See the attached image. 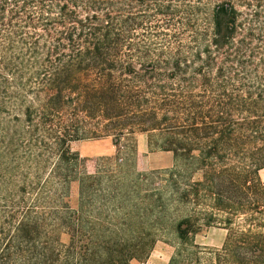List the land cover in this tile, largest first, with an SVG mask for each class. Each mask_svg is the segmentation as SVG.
<instances>
[{"label": "trees", "instance_id": "16d2710c", "mask_svg": "<svg viewBox=\"0 0 264 264\" xmlns=\"http://www.w3.org/2000/svg\"><path fill=\"white\" fill-rule=\"evenodd\" d=\"M138 135L173 166L90 175L72 146ZM263 170L264 0H0V264H130L147 219L168 264H264Z\"/></svg>", "mask_w": 264, "mask_h": 264}, {"label": "rangeland", "instance_id": "374dc122", "mask_svg": "<svg viewBox=\"0 0 264 264\" xmlns=\"http://www.w3.org/2000/svg\"><path fill=\"white\" fill-rule=\"evenodd\" d=\"M105 140L115 147V151L112 155L97 157L86 155L87 153L85 152V147L86 150L94 149L100 146L101 141ZM139 140L141 142H147L145 136L138 135L136 142L134 143L121 141L119 149L115 146L114 140L112 138L76 142L72 146L73 150L79 153L81 157V163L83 167H85V171L90 175H94L97 171H101L105 177H111L114 176L112 174H116V170H118L119 172L123 171L126 175H128L129 178H131L136 174L163 170L173 166V155L171 153H149L147 149L146 153L140 154L137 149ZM260 176L264 182V170L261 171ZM71 193V204L76 207L79 196L78 183L73 185ZM139 204L140 203L137 201L129 200L126 206L130 209H133L134 205L138 206ZM121 221L123 220H116L114 222L117 224ZM124 223L131 224L125 235V238L130 240L131 244H133V241L135 242L144 236L146 232L147 234H152L149 237L150 239L145 238V241H142L143 246H139L140 249L137 253L138 257L133 259L130 264H163V262L169 260V257L171 258L174 255L180 244L174 228L169 224H165L163 230H158L157 228H152L153 223L150 219H147L142 223H140L138 220H132V222L131 220H127ZM160 228L161 227L159 226V229ZM226 235V230L220 227H209L203 229V231L196 236L195 241L196 244L204 248H221L225 241ZM152 238H155L156 242L151 248L150 246L152 245ZM144 248H146L145 251Z\"/></svg>", "mask_w": 264, "mask_h": 264}, {"label": "crops", "instance_id": "0c3cea01", "mask_svg": "<svg viewBox=\"0 0 264 264\" xmlns=\"http://www.w3.org/2000/svg\"><path fill=\"white\" fill-rule=\"evenodd\" d=\"M94 142H98V141H94ZM137 149H138V152L140 154L146 153L147 149H148L147 142H141L139 140V142L137 144ZM114 151H115V147L112 144H110L107 140L101 141L100 146H98L94 149H91V150H86V147H85V152L87 153L86 155H91L92 157L112 155L114 153ZM170 259L171 258L169 257V260ZM169 260H166V262H163V264H168Z\"/></svg>", "mask_w": 264, "mask_h": 264}]
</instances>
